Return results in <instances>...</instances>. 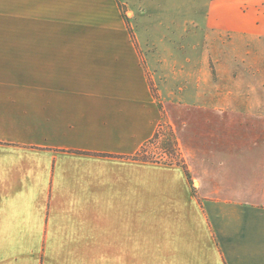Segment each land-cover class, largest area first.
<instances>
[{
    "label": "crops",
    "instance_id": "0c3cea01",
    "mask_svg": "<svg viewBox=\"0 0 264 264\" xmlns=\"http://www.w3.org/2000/svg\"><path fill=\"white\" fill-rule=\"evenodd\" d=\"M142 1L0 0V264H264V0Z\"/></svg>",
    "mask_w": 264,
    "mask_h": 264
},
{
    "label": "rangeland",
    "instance_id": "374dc122",
    "mask_svg": "<svg viewBox=\"0 0 264 264\" xmlns=\"http://www.w3.org/2000/svg\"><path fill=\"white\" fill-rule=\"evenodd\" d=\"M205 0H143L142 4L145 5V10L154 11L156 15L166 16L169 11L171 12H188L190 10H201L203 7ZM264 5V3H263ZM127 10H124L126 13ZM132 13H130L131 15ZM126 15V14H125ZM151 38L158 41L171 42L175 36L178 40L181 35L179 33H164L161 31H157L154 34H151ZM155 50V49H154ZM161 73V77H162ZM165 77V76H164ZM163 79V77H162ZM163 81H161L162 83ZM171 126L167 122L166 114L164 113L163 119L157 128V135L154 138H151L147 141L143 146V157L147 159V161H155L166 164H175V161H179L183 158L182 153L179 147V154L176 152L175 155L171 154V150H169V141L171 139L169 127ZM172 127V126H171ZM174 131V130H173ZM175 133V132H174ZM176 136V135H175ZM177 139V137H176ZM178 141V140H177ZM179 145V143H178ZM184 159V158H183ZM177 164V163H176Z\"/></svg>",
    "mask_w": 264,
    "mask_h": 264
},
{
    "label": "trees",
    "instance_id": "16d2710c",
    "mask_svg": "<svg viewBox=\"0 0 264 264\" xmlns=\"http://www.w3.org/2000/svg\"><path fill=\"white\" fill-rule=\"evenodd\" d=\"M153 92H154V94L157 96V92H156V89H155L154 87H153ZM168 127H169L170 136H171V139H170L169 144H168V145H169L168 148H169V150H171V151H170L171 154H174V155H175L174 152H176V151H177V153L179 154V153H180V152H178V151H179V145H178V141H177V139H176L175 133H174V131H173V128H172L171 126H168ZM156 135H157V132L155 133L154 137H155ZM154 137H153V138H154ZM144 146H145V145H144ZM144 146H142V148H141V149L139 150V152L135 155V157L147 161V159H145V158L143 157V149H144ZM179 155H180V154H179ZM152 162H155V161H152ZM175 163H177V164H179V165H182V166L184 167V169L186 170V172H187L189 178H190V174H189V171H188V169H187V165H186L184 159L181 158L179 161H175ZM190 179H191V178H190Z\"/></svg>",
    "mask_w": 264,
    "mask_h": 264
}]
</instances>
